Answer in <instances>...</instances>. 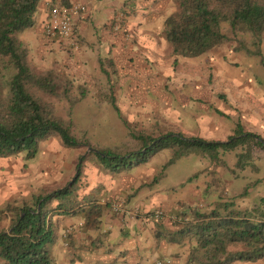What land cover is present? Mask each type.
<instances>
[{
	"label": "trees",
	"instance_id": "trees-1",
	"mask_svg": "<svg viewBox=\"0 0 264 264\" xmlns=\"http://www.w3.org/2000/svg\"><path fill=\"white\" fill-rule=\"evenodd\" d=\"M40 2L0 0V158L22 154L24 160L30 161L35 158L41 142L49 138L66 149L88 147L85 139L76 140L72 136L70 120L55 116L52 107L37 96L43 93L58 100L66 98L71 105L77 99L68 98L72 90L70 80L51 69L35 71L30 66L27 47L15 37L34 25ZM171 3L174 10L161 23V34L171 57L193 59L234 43L233 52L243 51L257 57L264 68V54L260 51L264 37V0H171ZM59 5L68 6L63 2ZM245 38H249V42ZM110 102L119 115L114 102ZM214 113L229 119L217 110ZM124 126L128 132L123 145L89 154L95 155L103 172L115 175L145 164L160 151L168 150L169 159L148 185L156 184L168 166L189 155L207 160L213 169L208 174L224 169L233 178H237L235 171L243 172L248 166L256 171L253 161L264 158L263 139L245 131L238 120L233 121L231 134L221 142L158 129L134 131ZM161 137L164 138L151 145ZM229 152L234 156L232 168L224 161ZM85 160L86 156L77 157L76 176L68 186L29 199L12 200L0 208V221L7 220V228L0 230L1 264H54L48 251L54 238L52 215H80L82 233L100 230L107 205L84 202L77 194V182ZM211 183L217 184L218 178ZM254 185L255 182L250 184ZM247 187L235 196H220L206 210L178 209L167 217L173 230L155 232L156 241L165 240L167 245L186 247L183 264H236L261 260L264 257V197L249 207H237L236 202L247 197Z\"/></svg>",
	"mask_w": 264,
	"mask_h": 264
},
{
	"label": "crops",
	"instance_id": "crops-1",
	"mask_svg": "<svg viewBox=\"0 0 264 264\" xmlns=\"http://www.w3.org/2000/svg\"><path fill=\"white\" fill-rule=\"evenodd\" d=\"M61 2L67 3L68 6L82 5L85 12L82 16L70 17L73 32L69 38L51 39L54 40L52 44L45 39L43 28L48 19L49 9ZM128 9L131 13L125 15L124 18L130 38L124 39L120 34L111 33L108 25L121 11H128ZM172 10L171 0H41L34 15V25L21 32L22 38L18 40L27 47L29 59L30 55L36 54L38 60H46L47 68L50 67L49 69H54L53 71L56 73L68 78L72 85L83 79L94 78V72H98L99 76L103 75L106 79L109 76L112 79L110 83L120 81L122 84H128L132 79L138 82L146 78L158 79L161 78L160 74L166 79L168 76L165 71H162V68L165 65L168 47L161 34V23ZM73 42L77 43L73 49L65 46L66 43L72 44ZM176 59L172 58V61L174 62ZM58 60L60 65L52 67L54 64L51 62ZM104 63L110 68L109 74L104 68ZM92 93L96 97L99 95L97 92ZM102 94L109 95L107 91L103 90ZM122 95L128 98L130 93L125 92ZM251 98L254 99L255 106L246 105L244 108L247 113L244 115V121L250 125L249 128L264 121L263 98L261 95H254ZM119 117L121 118L120 114ZM188 118L191 121L193 118L195 119L194 124L198 130V115H190ZM191 121L189 122L191 123ZM213 129L212 125L211 135L218 132ZM247 132L255 135V132L250 130ZM190 136L184 135V137ZM199 138L222 141L214 139L216 137L204 138L200 136ZM56 145L55 140L51 138L41 142L37 152L39 156L32 164L33 170L31 171L24 168L21 163L16 164L13 158H0V208L7 202L18 200L17 196L21 199L24 197L29 199L34 195L46 192L33 184L34 182L30 180L29 176L38 177L40 180L44 178L45 181L48 180V183L55 181L56 178L50 175L49 167L61 166L49 163V157L44 154L57 157L59 149ZM48 146H52L53 151H50ZM86 154L85 147V154L82 156ZM86 161L87 159L82 166L77 182V194L84 198V202H97L107 205L108 209L104 211L100 230L88 233L81 232L82 218L80 215H52L50 222L54 228V238L48 251L53 263L152 264L153 261L159 260L161 264H183L187 253L186 247L178 248L167 245L165 240L156 241L154 237V233L157 231L164 230L166 232L173 228L158 222V220H151L148 216L158 209H161L160 211L167 214L168 217L178 209L184 210L186 207L209 208L207 207L209 203L202 205L201 199L197 198L201 194L199 187L190 188L183 193L186 194L184 197L173 199L162 188H151L148 185L153 178L149 181L135 180L131 170L143 166V164L124 172L127 173L126 175L119 176L123 173L107 174L97 164L87 166ZM75 164L73 178L76 176ZM41 165L42 167H40ZM209 169L211 168L209 167ZM82 170L84 171L83 179L81 178ZM146 171L142 170L138 175ZM72 177L65 180L66 183H60L61 185L54 184L51 190L68 186ZM31 185L35 188V190H31L33 192L27 190ZM24 190V193L21 192ZM129 191L130 193H128ZM120 196L125 197L127 209L136 207L145 214L142 215L139 211V214L134 217L114 215L109 205ZM54 205L52 203L50 206ZM6 228L7 220L3 219L0 221V230ZM236 264H264V257L254 263Z\"/></svg>",
	"mask_w": 264,
	"mask_h": 264
},
{
	"label": "rangeland",
	"instance_id": "rangeland-1",
	"mask_svg": "<svg viewBox=\"0 0 264 264\" xmlns=\"http://www.w3.org/2000/svg\"><path fill=\"white\" fill-rule=\"evenodd\" d=\"M171 8L174 10L172 3ZM130 13L129 9L128 11H121L119 15L113 18V21L108 25L111 33L120 34L124 39L130 38V32L124 18L125 15ZM82 15L84 13L80 16ZM119 19L121 21L119 29L115 30V25L118 24ZM15 37L19 40L22 38L20 33L16 34ZM45 39L49 43H54V40ZM244 40L249 42V38ZM76 44V42L66 43L65 46L73 49ZM234 46H236L234 43L223 45L200 57L193 59L177 58L174 62L172 61L173 57L169 55L167 50L165 65L162 68V71H165L168 76L166 79L160 74L161 78L158 79L146 78L139 80L140 82L132 79L128 84H122L120 81L110 83L112 79L109 76L107 80L103 75L99 76L98 72H94V78L83 79L72 85L68 98L77 99V101L71 105L66 98L58 100L54 96L43 93H37V96L41 101L52 107L55 116L63 120H70L73 125L72 136L76 140L85 139L88 142V147L93 150L114 149L123 145L127 141L128 132L124 125L134 131L150 132L158 129L162 132H176L183 136L216 137L214 139L224 141L231 134L233 121L238 120L245 131L255 132V135L263 138L264 141V121H262L263 124L260 122L259 125L252 126V128H249L250 125L244 121V115H247L246 109H244L246 105L255 106L254 99L251 96L261 95L262 100H264V68L259 64L257 57L248 56L243 51L233 52L232 48ZM248 48L252 50L251 47ZM260 51L264 54V37L260 45ZM36 57V54L30 55L29 59L30 66L35 71L50 68H47L46 60H38ZM51 63L54 64L52 67L60 65L59 60ZM106 65L104 63V68L107 69V74H109L111 71L109 66ZM102 90L107 91L109 95H103ZM118 91L119 94L117 95ZM80 92L84 95L82 98H80ZM92 92H97L98 97L93 96ZM125 92L130 93L128 98L122 95ZM110 99H113L121 118H118L119 115L114 111ZM214 110L223 113L229 119L217 115ZM190 115H198V130L194 124L195 119L193 118L191 121L188 118ZM212 125L214 126L213 130H218L215 135L210 133ZM55 142L59 149L57 157L44 154V156L49 157V163L61 166L49 167L50 175L56 178L55 181L48 183V180L45 181L42 177L40 180L38 177L29 176L30 180L34 182L33 184L46 192L50 191L54 184L66 183L74 176L76 158L85 154V147L66 149L60 146L56 140ZM48 149L53 151L52 146H48ZM89 153L91 152H87L85 155L86 164L87 166H94L97 164L95 155ZM38 154L30 161L24 160L22 154L18 157L10 156L6 158L15 159L16 164L21 163L24 168L31 171L33 170L31 166L39 156ZM169 156L168 150L160 151L143 166L133 168L131 170L133 177L135 180L149 181L160 171ZM224 161L228 168H232L234 166L233 153L226 154ZM253 165L256 171H253L251 166H248L243 172L235 171L237 178H233L232 174L224 169H215L216 172H214L213 177L212 174H208V170L213 169H209L210 166L207 160L196 155H189L168 166L164 170V177L156 185L149 186L156 189L157 187L162 188L173 199L184 197L186 194L183 193L190 188L199 187L201 194L197 198L201 199L202 205L209 203V206L220 196L223 198L235 196L245 186H248L247 197L236 202L237 207L246 208L255 203L260 197H264V158L253 161ZM142 170L147 171L138 175ZM83 173L82 170V179L84 177ZM126 174L123 172L119 176ZM214 178H218V183L212 185L211 182ZM253 182H255V185L250 186ZM216 186L217 188H214ZM27 190L33 192L31 190H35V188L31 185ZM21 192L24 193L25 190ZM17 199L21 198L17 196ZM22 199H25V197ZM113 201L123 210L121 214L114 213V215H127V217L131 215L134 217L139 214L140 210L136 207L126 208L125 197L120 196V198ZM209 206L207 205V207ZM199 209L206 210L208 208L201 207ZM160 212L162 213L160 222L172 227L167 214ZM140 214L144 215L145 213L140 211ZM158 261H153L152 264H156ZM159 263L161 262L159 261Z\"/></svg>",
	"mask_w": 264,
	"mask_h": 264
},
{
	"label": "built area",
	"instance_id": "built-area-1",
	"mask_svg": "<svg viewBox=\"0 0 264 264\" xmlns=\"http://www.w3.org/2000/svg\"><path fill=\"white\" fill-rule=\"evenodd\" d=\"M85 12V8L82 5L73 4L71 6H52L48 11V19L43 28V34L47 39H67L71 36L72 23L70 20L71 16L81 15ZM118 24L115 25V30L119 29L120 19L117 21ZM109 208L115 214H121L123 212L122 208L115 203H110ZM151 220H158L162 218V213L160 211H154L148 216ZM161 264V263H156Z\"/></svg>",
	"mask_w": 264,
	"mask_h": 264
},
{
	"label": "water",
	"instance_id": "water-1",
	"mask_svg": "<svg viewBox=\"0 0 264 264\" xmlns=\"http://www.w3.org/2000/svg\"><path fill=\"white\" fill-rule=\"evenodd\" d=\"M169 136H173V135H167L166 137H169ZM242 136H244V135H242ZM239 137H241V136H239ZM164 137H161V138H159L158 140H155L154 142H152L151 143V145H153L154 143H156L157 141H159L160 139H163ZM233 139H235V138H233ZM256 141H260V139L259 138H257V137H255L254 138ZM86 151L87 152H92V153H97V151L96 150H93V149H91V148H89V147H86ZM145 150H141V152H144ZM128 156H126V158H127Z\"/></svg>",
	"mask_w": 264,
	"mask_h": 264
}]
</instances>
